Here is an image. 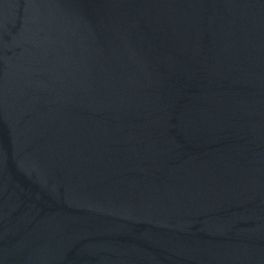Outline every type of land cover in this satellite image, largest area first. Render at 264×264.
<instances>
[{"label":"water","instance_id":"1","mask_svg":"<svg viewBox=\"0 0 264 264\" xmlns=\"http://www.w3.org/2000/svg\"><path fill=\"white\" fill-rule=\"evenodd\" d=\"M0 264H264V0H0Z\"/></svg>","mask_w":264,"mask_h":264}]
</instances>
